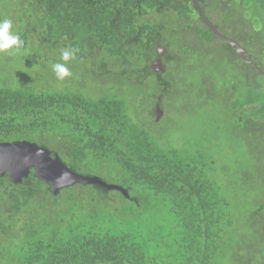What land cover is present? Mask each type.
Segmentation results:
<instances>
[{"label":"trees","instance_id":"trees-1","mask_svg":"<svg viewBox=\"0 0 264 264\" xmlns=\"http://www.w3.org/2000/svg\"><path fill=\"white\" fill-rule=\"evenodd\" d=\"M199 1L222 30L245 20L264 39V0ZM8 2L26 24L19 53L78 48L73 29L81 28L78 37L95 39L102 57L126 70L109 86L91 73V56L79 83L12 81L19 57L2 58L0 143H37L131 197L81 184L54 195L34 170L18 185L0 177V264H264V76L215 37L191 0ZM33 31L41 46H30ZM159 44L168 54L155 74ZM163 100L177 114L171 127L182 113L200 115L195 143L171 141L143 117ZM223 133L241 143L250 135L256 151L219 165L206 145ZM146 214L147 227L136 225Z\"/></svg>","mask_w":264,"mask_h":264},{"label":"rangeland","instance_id":"rangeland-1","mask_svg":"<svg viewBox=\"0 0 264 264\" xmlns=\"http://www.w3.org/2000/svg\"><path fill=\"white\" fill-rule=\"evenodd\" d=\"M9 5H10V3L8 2V0H6V1L0 0V17H4L3 19L8 18L7 16L4 15L3 8L8 7ZM13 11L14 12L17 11L16 15L11 13L9 15V17H11V18H12V16L16 17L12 20L13 24H14L15 32L18 33V30H22V29H24V31H25L26 30L25 29L26 24L20 23L19 19H18V16H19L18 13L20 12L19 7H17V10H15L11 6V12H13ZM22 16H25V13H23V11H22ZM25 17L29 18V13H27V16H25ZM215 17L213 18L214 21L219 20L217 15H215ZM8 19H10V18H8ZM16 28H17V30H16ZM230 28H231L230 31L232 33H234L236 36L242 38L241 40L249 48L248 49L249 52L252 55L255 54L258 57L257 60L254 57V59L258 62V64L259 65H260V63L264 64V39L261 40L258 37H254L255 32L250 31V26L246 23L245 20L242 22V24H240V23L231 24ZM36 33L37 32H34V34L31 32L28 33V35L31 38L30 39V46H34V47L35 46H41L39 41H38V37H37ZM193 40H194V38H193ZM216 49L218 50V47H216ZM165 54H166V52L164 53V55ZM16 55H17V53L12 55V56L0 55V57H1L0 58V67H2L6 63L3 59H7V58L11 59V58H18L19 57V59L15 60V68L18 69V73H17L18 75L17 76L14 75L12 77V81L22 80L21 79L22 76L23 77L25 76L27 78L26 79L27 81H31V80H33V76H34V80H39V81L43 82V79H44L45 84H49V83L57 84V83H59V81L54 80V79H56L55 74L53 73L54 76L50 75L49 71L52 70L50 68L52 64L57 63V62H61L60 61L61 52L55 53L53 51H45V53H42L43 58H41L40 54L37 53L36 50L29 48L28 50H24L23 52L18 53V56H16ZM94 59H95L94 66L90 70H91V73L92 72L96 73V75H93V76H95L96 79H98V80L100 79L101 81L105 80V83L107 80V83L109 84V86H111L112 83L115 81V77H120L121 75H122V77L125 76V75H123V72H125L126 69L123 66H122L123 67L122 68L120 63L117 60H115L113 58L109 59V58H104V57L94 58ZM101 62H105V64H106L105 68H103L102 65H100ZM33 63L35 64V66H33ZM90 64L91 63H89L86 60V58L76 57L74 60H72L68 64V67L70 68V70H74L75 72H72V76L66 80V83H79V80H81L82 77H84L87 74L86 71H89L87 69L89 67L88 65H90ZM249 67H252V66H249ZM247 68H248V66H247ZM127 70H128V68H127ZM263 70H264V68H263ZM152 73H154V72H152ZM28 74H30V75H28ZM155 74H157V73H155ZM129 75H131V74H129ZM187 75H189V73ZM19 76H21V77H19ZM150 79L154 80L155 76H152V78H150ZM189 79H191V77H187V81ZM84 80H85V78H84ZM109 80H110V83H109ZM182 99H183V101H186L185 100L186 98H182ZM211 101L213 102V100H211ZM216 103L214 101V108L216 110L215 112L219 113V106L216 105ZM162 105H169L168 108H169L170 115H167V110L165 109L164 106H162L164 109V110H162L163 115L158 122H154V120H153L154 119V112L152 115H150L152 108L149 109V111L146 113V116L143 115V117L146 118L147 122L160 124L158 126L156 125V127L153 126L156 129V130L154 129V131L157 132L158 134H161L163 131V134H165L168 139L173 138V139H171V141L176 142V140L181 138L180 140L177 141L178 144L183 145L185 143H195L199 139L198 135H197L198 133L191 137L190 131L192 129L195 131H198L197 125L200 122V120L202 119L200 117V115H197L195 113H193V114L182 113V115H179L180 122L171 127V124H170L171 118H172V116H176L177 114L172 115L173 107L169 101L165 102L163 100ZM182 116H183V119H181ZM180 132H182V133L180 134ZM226 134L227 133H223V136L219 139V141L218 140L212 141L213 143H215L213 147L209 144L206 145V147H209L208 152L216 155V157L218 158L219 165H222L221 164L222 162L226 163V160H229L228 157L229 158L235 157L236 152H243L244 154H245V152H247V155H248V152L251 153L252 150H255L256 147L253 146L254 144L252 145L253 142H252V138L250 135H249V137L245 138L247 145H250V146H248L249 147V149H248V147L245 146L246 143H241L239 141L234 142V140L229 139V137L226 136ZM236 143H237L238 147L235 146ZM243 144H245V145H243ZM249 160L250 159L247 158V161H249ZM262 174H264V171H262ZM100 175H101V177H103L102 174H100ZM95 176H99V175H95ZM0 208H3V206L0 205ZM134 219H135L134 215L127 217V220H129V221H133ZM148 220L149 219H147V214H146L144 220L143 219H142V221L137 220L135 222V224L138 226H142V227L146 228Z\"/></svg>","mask_w":264,"mask_h":264},{"label":"water","instance_id":"water-1","mask_svg":"<svg viewBox=\"0 0 264 264\" xmlns=\"http://www.w3.org/2000/svg\"><path fill=\"white\" fill-rule=\"evenodd\" d=\"M191 2L196 8L199 18L215 37L229 44L248 67H254L261 76H264V70L254 59V56L240 42L221 32L220 27L205 14L200 1L191 0ZM157 49L159 58L151 67V71L154 73L165 70L162 57L167 50L160 44ZM157 109L154 114V122H158L163 115L159 106ZM32 170L37 178L50 186L54 195L59 194L63 189L81 184L85 186L98 185L108 191L120 192L127 198L131 197L129 191L120 185L108 183L99 176H86L73 172L58 154L53 155L49 149L37 143L28 140L0 143V177L9 176L15 184H21L31 175Z\"/></svg>","mask_w":264,"mask_h":264},{"label":"clouds","instance_id":"clouds-1","mask_svg":"<svg viewBox=\"0 0 264 264\" xmlns=\"http://www.w3.org/2000/svg\"><path fill=\"white\" fill-rule=\"evenodd\" d=\"M24 42L14 30L11 19H0V55L12 56L19 53ZM78 49L67 47L61 50L60 61L51 65L57 81L64 82L72 76L68 64L76 58Z\"/></svg>","mask_w":264,"mask_h":264},{"label":"flooded vegetation","instance_id":"flooded-vegetation-1","mask_svg":"<svg viewBox=\"0 0 264 264\" xmlns=\"http://www.w3.org/2000/svg\"><path fill=\"white\" fill-rule=\"evenodd\" d=\"M6 1V0H4ZM3 10L5 11L4 15L9 17V15L12 13L11 12V6L9 5L8 7H4ZM8 13V14H7ZM10 18V17H9ZM218 25V24H217ZM227 24H225L226 26ZM220 27V30L222 33L226 34L227 36L237 40L238 42L241 43V45L243 47H245L247 50L249 49L245 44L244 42L241 40L240 37L238 36H235L229 28H227L225 31L222 30V26L218 25ZM83 30L87 31V32H90V28L88 26L84 27ZM82 32V29L80 28L79 31L77 32L75 29H73V38L74 40H77L78 43L81 44V46H79L78 48H75V49H78L77 53H76V56H81L82 58H87V57H91V56H95V58H102L101 56L103 55V50L100 46L96 45L94 43L92 37L90 36H83V37H78V34ZM64 49V48H62ZM61 51V49H60ZM236 51V50H235ZM249 51V50H248ZM250 53V52H249ZM168 54V49L166 51V54L164 55V58H162V62L164 64V59H165V56ZM251 54V53H250ZM254 56V55H253ZM159 56L156 55L155 58L153 59V62L151 64V67L155 64V62L158 60ZM100 65H102L103 68L106 67V64L105 62H101ZM150 67V69H151ZM165 67V65H164ZM249 68V67H248ZM98 90H99V87H95V88H92L90 91L93 92L94 94H97L98 93ZM160 107L161 110H164L163 107H162V101H160V103H156L155 106H154V114L157 112V107Z\"/></svg>","mask_w":264,"mask_h":264},{"label":"bare ground","instance_id":"bare-ground-1","mask_svg":"<svg viewBox=\"0 0 264 264\" xmlns=\"http://www.w3.org/2000/svg\"><path fill=\"white\" fill-rule=\"evenodd\" d=\"M14 183V182H13ZM18 185V184H17Z\"/></svg>","mask_w":264,"mask_h":264}]
</instances>
